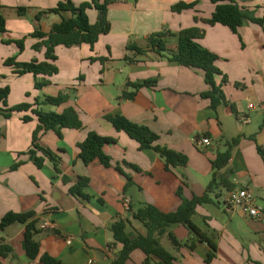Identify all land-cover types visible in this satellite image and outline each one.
Here are the masks:
<instances>
[{
    "label": "crops",
    "instance_id": "1",
    "mask_svg": "<svg viewBox=\"0 0 264 264\" xmlns=\"http://www.w3.org/2000/svg\"><path fill=\"white\" fill-rule=\"evenodd\" d=\"M72 1L76 6L90 2ZM59 2L0 0V16L7 22V33L0 34V91L10 89L7 108L33 105L42 98L70 92L68 103L45 106L43 110L62 114L75 108L84 125L81 130L63 129L61 137L52 131L41 133L40 146L62 160L61 173L57 174L49 160L39 169L26 155L33 148L37 118L29 111L6 119L1 112L6 107L0 104V221L10 213L33 214L38 230L35 241L40 248L39 257L29 259L24 246L26 225L16 223L0 230V244L12 248L11 254L0 257V264H42L44 255L61 264H113L123 246L115 241L111 226L124 222L127 236L135 240L147 235L144 225L134 218L139 208L151 205L165 214L174 213L182 205L179 190L186 200L203 198L213 179L212 162L234 140L239 142L229 163L218 172L219 188L193 216L194 224L216 250L182 225L167 230L179 242L178 247L168 234L157 239L174 257V264H264V221H254L241 210L225 206L223 198L233 190L222 184L224 180L234 190L251 191L257 205L264 209V159L259 151L264 152V28L246 21L234 34L219 25L204 24L202 20H210L216 9L210 0H121L109 6L111 31L100 37L94 50L87 45L56 48L59 73L51 78L40 76L38 81L49 80L51 84L37 90L33 75L18 77L5 62L11 58L19 63L45 62V49L35 51L39 40L31 35L37 30L49 34L62 18L71 17L68 13H49ZM180 3H196V7L173 12L172 7ZM236 3L253 18L264 19V0ZM19 9L25 14L20 15ZM88 16L95 24L98 13L90 10ZM195 27L205 32L198 43L218 57L222 76L216 82L226 103L216 110L203 97L210 88L201 70L172 64L149 44L152 35L171 32L166 49L169 54L176 53L181 31ZM23 39V51L15 44L3 43ZM129 46L146 52L139 54L128 50ZM223 77L227 83H223ZM146 82L154 85L138 91L131 87ZM134 92V100L121 99L124 93ZM106 115L122 116L150 128L159 136L158 145L187 157V166L166 171L157 153L141 150L126 133L116 131L104 119ZM24 117L32 120L25 123ZM91 132L116 140L104 148L111 168L99 161L86 166L79 159L78 146ZM205 138L211 145L201 147L199 142ZM19 163L21 166L13 171ZM118 165L122 173L116 170ZM64 177L69 179L68 184L63 182ZM81 177L89 179L85 191L91 197L89 201L69 193ZM127 178L133 185L125 190ZM126 199L130 200V211L125 210ZM45 223L55 229L45 230ZM146 260L143 251L135 250L126 264H163L154 255L148 263Z\"/></svg>",
    "mask_w": 264,
    "mask_h": 264
},
{
    "label": "trees",
    "instance_id": "2",
    "mask_svg": "<svg viewBox=\"0 0 264 264\" xmlns=\"http://www.w3.org/2000/svg\"><path fill=\"white\" fill-rule=\"evenodd\" d=\"M121 0H90L80 6H76L72 0H60L57 8L50 10V14L61 15L68 13L71 15L69 19L62 18L59 24H55L49 34L41 31H35L31 37L39 40L33 47L37 52L45 49V62L32 60L27 63L17 62V58H11L5 62V66L13 70V74L22 77L25 75H33L36 79L35 88L40 90L51 84L49 80L38 81L40 76L51 78L59 73L56 66L57 56L56 48L64 47L70 49L76 46L87 45L91 50H94L95 45L103 35H107L111 31V23L109 22L108 13L109 6ZM216 6L215 12L210 20H202V22L209 26L219 25L221 27L231 30L234 34L238 33L246 21H250L264 28V19H255L244 8L237 5L236 0H210ZM196 7L194 4L180 3L172 7L175 13H181L185 10H192ZM95 10L98 13L97 21L91 24L88 11ZM19 14L24 15L25 10L19 9ZM40 19V17L38 18ZM197 22L199 19H195ZM7 33V22L0 16V34ZM205 32L199 28H191L181 31L178 36V50L176 53L169 54L166 49V39L172 37L171 32H161L152 35L149 38V44L155 53L167 59L170 63L176 64L181 67L189 69L201 70L204 73L206 84L209 86L210 91L203 94L205 99L211 101L213 109H217L223 103L225 104V96L221 86L217 85L216 79L222 76L221 71L217 67L218 57L204 49L198 40L204 37ZM5 45L15 44L21 51L25 48V40H7L3 41ZM128 50L136 51L139 54H144L146 51L137 47L129 46ZM100 61L104 62L103 59ZM223 83H227L226 77H223ZM154 82H146L144 84H131L136 91L139 89L150 86ZM10 89L7 87L0 91V104L6 107L2 110L4 117L10 119L15 113H25L31 111L32 115L37 118L39 123L38 128L33 134V148L26 154L29 156L31 162L39 169L44 167L46 159L52 162L55 166L57 174H60L61 158L52 151L43 148L39 144L42 132L52 131L61 137L63 129L81 130L84 128L83 122L80 120L79 114L75 108H68L62 114L54 112H46L43 110L45 106L60 107L69 102L71 96L70 92L62 93L57 97H45L37 100L35 104L23 103L12 108H7V99L9 97ZM136 92L127 94L124 93L121 97L123 100H134ZM110 123L113 128L118 132L126 133L132 140L140 145L141 150H153L165 162L166 171L171 168L185 167L188 164V159L182 154L171 151L165 147L158 145L159 136L155 134L150 128L146 126L137 125L122 116L106 115L104 118ZM32 120L30 117H24L23 121L28 123ZM239 140H234L227 144V150L219 154L212 162L213 164V179L210 183L207 194L203 198H194L193 200H186L181 195V190L178 194L182 199V205L174 212L165 214L159 211L156 207L151 205H144L134 212V218L144 225L147 229L146 236H140L135 240L129 239L125 231L126 225L124 222L119 221L111 226V231L117 243L123 246L118 259L113 264H126L130 254L135 250L143 251L148 263L149 257L154 255L159 257L163 264H174V257L162 248L157 237H162L168 234L174 246L178 247L180 244L173 234L168 233V229L175 225H182L194 233L202 242H206L214 251L215 246L209 241L203 232L194 224L193 216L196 213L198 206L210 202V194L219 188L218 172L224 169L231 158L233 148L238 144ZM116 140L113 138H104L94 132L88 134L85 142L80 144L79 159L86 165H90L94 161H99L105 168L112 167V161L104 152L107 145L115 144ZM264 159V152L259 150ZM41 154V156H39ZM21 164H16L12 167L16 171ZM135 171H141L137 167L132 166ZM116 170L122 173L120 166H116ZM125 190H128L133 185L130 178ZM63 182L69 183V179L64 177ZM223 187L228 190H234L233 186L227 182L222 181ZM89 187V179L78 178L75 186L70 188L69 193L73 197H79L85 200H90L91 197L85 192ZM33 214H7L0 221V230H4L16 223L26 225L24 234L25 251L29 259L36 260L40 255L39 244L35 241V236L38 234L37 223L32 221ZM12 253V248L7 245L0 244V257H7ZM42 264H61L54 258L44 255L40 258ZM212 260V256L208 262Z\"/></svg>",
    "mask_w": 264,
    "mask_h": 264
},
{
    "label": "built area",
    "instance_id": "3",
    "mask_svg": "<svg viewBox=\"0 0 264 264\" xmlns=\"http://www.w3.org/2000/svg\"><path fill=\"white\" fill-rule=\"evenodd\" d=\"M250 108H253V105H251ZM245 121L248 122V119ZM199 145L201 147H208L211 143L205 138L199 142ZM223 204L231 209L241 210L248 218L254 221H264V209L257 205L253 193L247 189H238L229 192V194L223 198ZM124 207L126 211L131 210L129 199L125 200ZM43 228L48 231H53L55 226L50 223H45L43 224ZM89 264L93 263L90 262Z\"/></svg>",
    "mask_w": 264,
    "mask_h": 264
}]
</instances>
